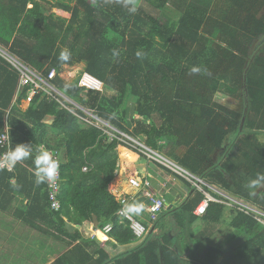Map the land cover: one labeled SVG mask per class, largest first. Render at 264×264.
Instances as JSON below:
<instances>
[{"label":"trees","instance_id":"trees-1","mask_svg":"<svg viewBox=\"0 0 264 264\" xmlns=\"http://www.w3.org/2000/svg\"><path fill=\"white\" fill-rule=\"evenodd\" d=\"M215 1L135 0L137 11L131 13L121 0L58 1L49 9L42 0H0V44L45 78L62 66L83 64L82 73L101 82L102 92H84L78 81L67 84L57 72L53 86L192 175L264 210V199H253V190L246 187L249 179L264 174V141L259 139L264 136V59L256 54L264 53V38L250 53L264 36V0H221L217 6ZM170 4L175 10L170 11ZM65 48L71 58L60 62L57 57ZM17 89V74L0 57V133L6 125L13 146L31 143L35 150L43 145L61 163V210H50L45 183L38 185L44 191L39 214L64 226L91 225L96 217V228L113 224L107 243L130 246L112 257L98 240L85 250L78 246L72 251L84 252L80 264H264V226L236 206L215 202L202 217L195 216L203 195L192 189L181 204L159 216L154 227L159 226L160 235L135 239L128 225L119 222V207L108 190L120 144L86 125L76 116L86 118L80 111L71 113L43 91L24 87L14 101ZM47 117H52L50 124ZM22 165L33 163L19 162L12 172L0 169V185L11 194L23 192L27 171ZM222 224L229 234L226 245L234 242L226 253L222 244H209L207 235L213 233L212 225ZM204 248L202 260L196 258Z\"/></svg>","mask_w":264,"mask_h":264},{"label":"built area","instance_id":"built-area-1","mask_svg":"<svg viewBox=\"0 0 264 264\" xmlns=\"http://www.w3.org/2000/svg\"><path fill=\"white\" fill-rule=\"evenodd\" d=\"M0 57L4 59L10 68L13 69V71L17 74L18 90H21L24 87H32L35 91H43L52 100L58 102L62 108L67 109L71 113H74L75 109L80 111L84 116H86V118H82L81 116L76 115L75 113L74 114L84 123H86V125L102 130L104 135H106L110 141L116 140L120 144L119 147L131 152H135L139 155V157H144L149 163L158 165L168 174L169 180L177 181V178H181L186 183L190 184L192 191L195 190L202 193L203 199L193 212L195 216L202 217L206 213L209 204L215 202L225 204L230 207L236 206L245 214L253 215L258 220V222L264 226V213L262 211L257 210L250 204L243 202L241 199L240 200L242 202L235 198L229 197L223 192L213 189V186L211 187V185H208L204 180L192 175L190 172L179 167L172 160L146 146L141 138H134L121 131H118L108 123L96 117L93 111L80 107L74 101L62 94L52 84V80L56 75L55 70H52L48 74L47 78H45L42 73L36 72L31 67L24 64L16 56L11 54L8 50L5 51L1 47ZM78 87L84 89V92L103 91V84L86 73L79 75ZM33 94L34 91L31 92L28 100H30ZM82 109L86 110V112L84 113ZM93 121L96 122L95 125ZM10 143L12 144L9 134V127L5 125L3 131L0 133V150H2V154L0 156V169L7 172H12L14 170V167L8 166L4 162L5 153L8 151ZM54 157L58 160L61 166L58 157L56 155H54ZM82 171L86 172L87 168L84 167ZM114 176V178L117 179L119 183H121V186L114 187L111 191V195L114 197V200L119 207L116 213L119 222L126 223L131 230L133 237H135V239L138 241L143 240L149 233H156V229L154 227L155 222L159 216L169 207V204L166 202L164 197L165 195L163 193V191L166 189L165 185H161L159 186V189H155L152 182L153 177L150 175H140L137 172L134 174H128V172L121 166L119 160L117 162ZM61 182L59 169L57 182L52 184L46 183L48 202L52 212H59L61 210V204L59 201ZM203 187H205L207 191H204ZM214 195L218 196L219 199H217ZM134 200L143 202L146 205L145 211L139 216L122 217L119 214L122 204L125 201L132 202ZM112 229L113 224L111 223L106 224L102 228L94 227L89 234V238L92 240H98L101 243H105L109 240V234L111 233Z\"/></svg>","mask_w":264,"mask_h":264},{"label":"crops","instance_id":"crops-1","mask_svg":"<svg viewBox=\"0 0 264 264\" xmlns=\"http://www.w3.org/2000/svg\"><path fill=\"white\" fill-rule=\"evenodd\" d=\"M18 93L17 89L14 101ZM20 109L24 110L23 105H20ZM51 121L52 117H47L45 120L47 124H50ZM128 154L131 155V160L128 159ZM138 160L140 158L136 153L126 149L120 151V164L127 168L128 174L138 173L136 169ZM22 166L27 171V179L21 183L23 192L11 194L0 185V264H57V260L66 255L71 258H67L63 264H80L78 258L79 255L83 256L84 252L80 250V253L74 254L72 250L78 246L85 250L86 244H96V240L89 238L94 223L91 225L89 223L82 225L70 223L64 226L55 222L53 216L39 214L38 210L42 205L40 196L44 194V191L39 190V186L34 183L33 166ZM141 166L145 172L143 175L153 177L152 182L155 189L165 185L164 195L166 193L171 195V190L174 194L173 198L176 199L175 195L179 196L183 192L180 185H175L178 182L169 180L168 174L159 166L145 164ZM112 182L108 188L110 194L113 189L112 185L113 187L121 186V183L115 178ZM10 183L14 185L16 181L12 179ZM169 184L172 186L171 188H169ZM186 194L184 193L185 196H187ZM161 215L164 217L165 214ZM64 221L68 223V217H65ZM155 229L156 233L153 235H160L159 226ZM109 243L110 241L98 245L99 248L106 250L111 257L119 255L130 247L113 243L109 245ZM90 251L91 249H86V252ZM96 258L97 255H93V259Z\"/></svg>","mask_w":264,"mask_h":264},{"label":"rangeland","instance_id":"rangeland-1","mask_svg":"<svg viewBox=\"0 0 264 264\" xmlns=\"http://www.w3.org/2000/svg\"><path fill=\"white\" fill-rule=\"evenodd\" d=\"M58 1H63V2H66L67 0H42V2L43 3H47L46 4V8H48L49 9V7H50V5H52V4H55L56 2H58ZM92 1V0H91ZM216 2V5L215 6H217V5H219L220 3H221V0H216L215 1ZM143 8L145 9V11L148 13V14H150V15H154V16H157V12L154 10V9H152L150 6H148V5H145V4H143ZM169 9H170V11L171 10H175V7H174V5L173 4H170L169 5V7H168ZM264 10V9H263ZM263 10H262V12H263ZM50 13H53V14H55L56 16H58V17H61V18H64V19H69L70 18V15L68 14V13H64V12H62V11H59V10H57V9H51L50 11H49ZM262 12L259 14V16L258 17H260V15L262 14ZM169 14H170V12H169ZM170 15H172V14H170ZM263 38H264V36H261L260 38H259V40L257 41V42H255L254 43V46L252 47V49L250 50V53L251 54H253V51L259 46V44L262 42V40H263ZM0 47L3 49V50H5V51H7V46H5V45H1L0 44ZM259 54V56L262 58V59H264V53H260V52H256V54ZM247 64H250V63H246V66H247ZM247 68V67H246ZM84 69V65L83 64H74V65H72V66H62L58 71H56L57 73H58V75H59V78L63 81V82H65V83H67V84H73L74 82H75V80L76 81H78V77H79V75L82 73V70ZM83 95V94H82ZM24 107V106H23ZM231 107V106H230ZM83 110V112L85 113L86 112V110H84V109H82ZM134 120H138V121H141L142 120V118H140V117H138L137 115H134ZM134 120H133V122H134ZM93 123H94V125L96 124V122L95 121H93ZM85 126V125H84ZM100 126H101V124H100ZM134 128V123H132L131 124V126H130V130H132ZM259 139H260V141L261 142H263L264 141V136H260L259 137ZM121 150H123V149H121V148H117V153H118V160H119V155H120V151ZM221 151H219V152H217L216 154H215V156H217L219 153H220ZM137 156H139L138 154H136ZM121 156H124V155H121ZM140 158V160H138L136 163L138 164V165H136V169L138 170V173L140 174V175H143V174H145V172H143V166H141V165H143V164H145V165H147L148 164V161L145 159V158H143V157H139ZM217 160V157H215L214 158V161H216ZM151 165H155V164H151ZM123 168H124V170H126L127 171V168L124 166V165H121ZM183 183H182V182ZM208 185H211V187L213 188V189H216V190H218V191H220V192H223V193H225L226 195H228L229 197H232V198H235V199H237V200H239V201H243V202H245V203H248V204H250L251 206H253L254 208H256L257 210H260V211H262L263 213H264V210L263 209H261L259 206H257V205H255L253 202V204L251 203V202H249V201H247L246 202V200L245 199H243V198H240V197H235V196H233L231 193H229V192H227V191H224V190H222L221 188H219L217 185H215L214 183H212V182H209V181H207V180H204ZM229 181H231V179H229ZM170 183H171V181H169ZM173 182V181H172ZM175 182H178V183H175V185L177 184V185H180V187H181V190H183V192H181V194L179 195V196H176L175 195V198L176 199H174L173 198V196H174V194L172 193L173 191H171L170 190V192H171V195L170 194H167L166 195V200L167 201H169L170 203H169V207H168V209H170L172 206H178L179 204H181L188 196H189V193L190 194H192L193 192L191 191V186H190V184H188V183H186L184 180H182L181 178H177V181H175ZM113 182H111V184H112ZM247 183V182H246ZM112 188H114L113 187V185L111 186ZM172 186L169 184V188H171ZM113 190V189H112ZM180 191V190H179ZM184 193H187L186 195L187 196H185L184 195ZM251 197L254 199H256V198H259V199H264V186L263 187H259V188H257V190H255V192H253V194H251ZM241 199V200H240ZM245 200V201H244ZM241 201V202H242ZM167 209V210H168ZM167 210H165L164 211V213L167 211ZM163 213V214H164ZM211 231L213 232V233H210V235H209V232H207V235L209 236V240H208V242H209V244H211L212 246H216V245H220V244H222L224 247H223V251H224V253H226V251H230V250H232L233 249V247H231V246H233L234 245V242H232V244H228V245H226L227 243H228V236H229V234H227V230H226V227H224V225L222 224V225H212L211 226ZM92 230H93V228H92ZM207 231V230H206ZM228 235V236H227ZM231 241V240H230ZM211 242V243H210ZM237 243H238V241H237ZM236 243V244H237ZM114 253V252H113ZM204 253H205V248L203 249V250H201V251H196V253L194 254V256L196 257V258H198V259H200V260H202V258H203V256H204ZM161 256V255H160Z\"/></svg>","mask_w":264,"mask_h":264},{"label":"clouds","instance_id":"clouds-1","mask_svg":"<svg viewBox=\"0 0 264 264\" xmlns=\"http://www.w3.org/2000/svg\"><path fill=\"white\" fill-rule=\"evenodd\" d=\"M121 2L129 12L135 13L137 11L135 0H121ZM113 54L118 55V53L115 52ZM135 55L137 58H141L142 53L137 51ZM70 58L71 52L66 48L62 49L57 57L60 62H68ZM192 71L199 72L200 69L193 68ZM68 87V85H65L66 89ZM28 159H31L33 163L32 175L36 185L57 182L60 164L53 153L43 145L34 150L31 143H19L14 146L10 143L9 149L5 153L4 162L8 166L15 167L17 163ZM262 186H264V174H258L256 178L249 179L246 184V187L253 190V192ZM145 209L146 205L139 200H134L132 202L125 201L119 210V214L122 217L139 216Z\"/></svg>","mask_w":264,"mask_h":264},{"label":"water","instance_id":"water-1","mask_svg":"<svg viewBox=\"0 0 264 264\" xmlns=\"http://www.w3.org/2000/svg\"><path fill=\"white\" fill-rule=\"evenodd\" d=\"M93 221H94V227H97V221H96V217H93Z\"/></svg>","mask_w":264,"mask_h":264},{"label":"bare ground","instance_id":"bare-ground-1","mask_svg":"<svg viewBox=\"0 0 264 264\" xmlns=\"http://www.w3.org/2000/svg\"><path fill=\"white\" fill-rule=\"evenodd\" d=\"M127 156H129V158H128L129 160H131V159H132V157H131V155H130V154H128Z\"/></svg>","mask_w":264,"mask_h":264}]
</instances>
